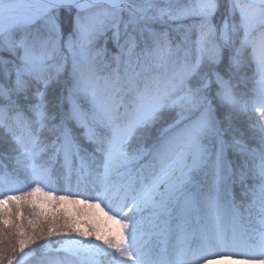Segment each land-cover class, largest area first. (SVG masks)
<instances>
[{
	"label": "snow or ice",
	"instance_id": "snow-or-ice-1",
	"mask_svg": "<svg viewBox=\"0 0 264 264\" xmlns=\"http://www.w3.org/2000/svg\"><path fill=\"white\" fill-rule=\"evenodd\" d=\"M221 252L264 264V0H0V264Z\"/></svg>",
	"mask_w": 264,
	"mask_h": 264
},
{
	"label": "trees",
	"instance_id": "trees-1",
	"mask_svg": "<svg viewBox=\"0 0 264 264\" xmlns=\"http://www.w3.org/2000/svg\"><path fill=\"white\" fill-rule=\"evenodd\" d=\"M257 116H253V120L257 119ZM49 189H46V191ZM57 195H63L62 192L56 193ZM80 199H84V197H80ZM46 212H52V211H63L67 215H70L74 218L79 219L80 221H92L96 223L97 227L101 228V224L103 223L101 218H99L98 214L95 213V208H87L85 205L82 204H73L70 201H61L59 204L56 205V208L53 209L51 204L48 203H42L41 205ZM78 213H80L78 215ZM82 227H86V225H81ZM226 254V252H221L219 255ZM215 258L213 255H208L204 258L205 259H211ZM238 261H240L239 258H236ZM203 261H198L197 264L201 263ZM28 264H35L34 261H29Z\"/></svg>",
	"mask_w": 264,
	"mask_h": 264
},
{
	"label": "rangeland",
	"instance_id": "rangeland-1",
	"mask_svg": "<svg viewBox=\"0 0 264 264\" xmlns=\"http://www.w3.org/2000/svg\"><path fill=\"white\" fill-rule=\"evenodd\" d=\"M103 207V206H102ZM110 226L112 225V222L109 221ZM210 264H233L232 261H224V260H215V261H211Z\"/></svg>",
	"mask_w": 264,
	"mask_h": 264
}]
</instances>
